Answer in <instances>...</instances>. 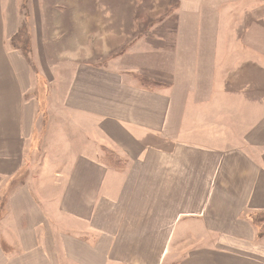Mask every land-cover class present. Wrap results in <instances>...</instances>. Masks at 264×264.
<instances>
[{
  "label": "crops",
  "instance_id": "crops-1",
  "mask_svg": "<svg viewBox=\"0 0 264 264\" xmlns=\"http://www.w3.org/2000/svg\"><path fill=\"white\" fill-rule=\"evenodd\" d=\"M173 1H159L174 8L161 34L130 40L152 46L150 62L122 51L113 60L123 67L80 64L66 89L52 87L50 103L62 94L74 114L77 153L11 189L31 166L39 49L12 47L20 0H0V264H264L252 221L264 218V0ZM237 1L250 32L178 19ZM113 3L132 35L134 1ZM172 17L176 33L163 39Z\"/></svg>",
  "mask_w": 264,
  "mask_h": 264
},
{
  "label": "rangeland",
  "instance_id": "rangeland-1",
  "mask_svg": "<svg viewBox=\"0 0 264 264\" xmlns=\"http://www.w3.org/2000/svg\"><path fill=\"white\" fill-rule=\"evenodd\" d=\"M131 1H134L136 6L127 11H132V15L136 17L133 24L137 25L132 30V35H126V31L129 32L131 27L118 24L117 19L114 21L115 14L122 11L112 8L114 0H87L90 5L88 7L87 4L84 8L78 7L77 0H20L19 32L12 39L11 45L29 55L33 52L36 40L39 50L36 58L38 64L30 61L34 72H37L32 93L37 99L35 100L37 120L30 142L31 166L26 175L23 174L15 183L24 181L23 178L25 176L28 178L29 174H40L43 166L49 169L54 164L68 159L72 152L77 153L76 149L74 150L78 143L74 114L65 106L62 94H59V100H52L50 103L49 97L54 85L59 87V91L66 89L72 71L80 64L96 67L112 61L110 65L113 68L115 64L123 67L122 63H114L113 60L122 51L125 53L124 56L132 55L129 59L137 64H145L147 60L150 62L153 58L150 55L152 52L150 44L129 48L130 40L133 37L140 39L144 36L143 32L147 31L154 33H149L152 37L161 34L162 27L159 26L161 22L158 20L168 11L172 13L174 8L162 7L160 0ZM106 2H109V5ZM170 3L175 4L173 0H170ZM238 3L231 2L223 8H212L202 13L197 9L187 13L182 11L179 12L178 19L209 16L220 20L224 31L245 32L247 29V32H250L251 29L248 27L240 29L246 14L245 8H239ZM175 21L176 17L167 21L169 29L167 31V28H164L163 39L176 33ZM254 32L258 33V30ZM121 34L123 36H120ZM161 51H157L156 56H159ZM123 59L128 66L127 69H132L129 67L131 63L125 57ZM258 220L260 229L264 231V218Z\"/></svg>",
  "mask_w": 264,
  "mask_h": 264
},
{
  "label": "trees",
  "instance_id": "trees-1",
  "mask_svg": "<svg viewBox=\"0 0 264 264\" xmlns=\"http://www.w3.org/2000/svg\"><path fill=\"white\" fill-rule=\"evenodd\" d=\"M14 41V40H13ZM16 49V48H15ZM136 78L138 79V81L146 86V87H149V89H156V88H161V84L160 83H157L155 81H151V80H148L147 78L143 77V76H140V75H136ZM105 151V156H106V159H107V162L109 163V165H111L113 168H116V169H124L125 166H126V163L123 159H121L116 153L112 152L111 150H108V149H104ZM21 183V181H20ZM19 182L18 183H15V181L11 184V189L12 188H15V186H18ZM0 208H1V211H4V208H5V204L0 201ZM252 221L254 223L255 226H257L259 229H260V221L258 220V217L257 218H252ZM260 237L264 236V231L261 230V232L259 233Z\"/></svg>",
  "mask_w": 264,
  "mask_h": 264
}]
</instances>
